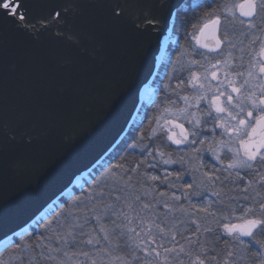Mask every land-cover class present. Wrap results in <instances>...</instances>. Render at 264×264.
Here are the masks:
<instances>
[{
  "label": "snow or ice",
  "instance_id": "obj_1",
  "mask_svg": "<svg viewBox=\"0 0 264 264\" xmlns=\"http://www.w3.org/2000/svg\"><path fill=\"white\" fill-rule=\"evenodd\" d=\"M85 8L138 39L135 59L25 182L0 175V264H264V0H0V63L10 35L48 40L64 65L94 56ZM132 109L137 134L117 139ZM47 135L0 109V158Z\"/></svg>",
  "mask_w": 264,
  "mask_h": 264
},
{
  "label": "water",
  "instance_id": "obj_2",
  "mask_svg": "<svg viewBox=\"0 0 264 264\" xmlns=\"http://www.w3.org/2000/svg\"><path fill=\"white\" fill-rule=\"evenodd\" d=\"M77 26L84 36L95 34V40L89 43L95 55H78L71 65L62 63L66 50L46 39L33 43L9 36L6 60L0 63V89L4 94L0 104L2 114L17 126L31 125L37 130H48V135L40 142L10 147L0 158V175L7 178L9 192L16 184L27 180L32 166L40 161L44 152L58 147L61 134L74 120L88 117L90 113L86 108L98 107L104 93L119 86V77L135 59L138 39L124 30L104 25L98 9L85 8ZM11 64L16 65L15 70L8 69ZM159 64L155 65V72ZM132 112L123 133L117 135L118 126L113 129L117 139L126 136L131 128L135 109ZM14 164L17 166L13 167ZM54 192L55 188L32 201L9 220L7 227L15 228L38 210L44 211L41 206Z\"/></svg>",
  "mask_w": 264,
  "mask_h": 264
},
{
  "label": "flooded vegetation",
  "instance_id": "obj_3",
  "mask_svg": "<svg viewBox=\"0 0 264 264\" xmlns=\"http://www.w3.org/2000/svg\"><path fill=\"white\" fill-rule=\"evenodd\" d=\"M193 3H195V0H193ZM173 47H174V46L170 45V47H169V51H172V48H173ZM176 54H178V49H176V51L172 52L173 59L175 58V55H176ZM170 70H171V65L164 66L163 63L160 62L159 66H158V69H157V71H156V72H158V73L160 74V76H159V77H154L153 79H161V78H163V80H166L167 77H166L164 74H165L166 72H169ZM160 86H162V84H161ZM157 87H158V85H156V84H153V85H152V88H153V89H156ZM142 99H143V104L145 105V109H144V110H146L148 113H151V111H152V107H151V105L148 104V100H147V98L144 97V98H142ZM139 120H140V117H135V122H133V129L136 128V125H137V123L139 122ZM145 123H146V121H145ZM133 129H132V130H133Z\"/></svg>",
  "mask_w": 264,
  "mask_h": 264
},
{
  "label": "trees",
  "instance_id": "obj_4",
  "mask_svg": "<svg viewBox=\"0 0 264 264\" xmlns=\"http://www.w3.org/2000/svg\"><path fill=\"white\" fill-rule=\"evenodd\" d=\"M133 125L131 126V128L129 129V131H128V133H127V135L126 136H129V135H132V136H134V135H136L137 133L136 132H134L133 130ZM129 142H131V141H129ZM116 159H119V156L117 155L116 156Z\"/></svg>",
  "mask_w": 264,
  "mask_h": 264
}]
</instances>
